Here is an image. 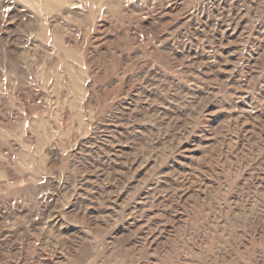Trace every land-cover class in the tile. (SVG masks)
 I'll use <instances>...</instances> for the list:
<instances>
[{
    "label": "rangeland",
    "instance_id": "1",
    "mask_svg": "<svg viewBox=\"0 0 264 264\" xmlns=\"http://www.w3.org/2000/svg\"><path fill=\"white\" fill-rule=\"evenodd\" d=\"M84 2L0 0V264H264V0Z\"/></svg>",
    "mask_w": 264,
    "mask_h": 264
},
{
    "label": "bare ground",
    "instance_id": "2",
    "mask_svg": "<svg viewBox=\"0 0 264 264\" xmlns=\"http://www.w3.org/2000/svg\"><path fill=\"white\" fill-rule=\"evenodd\" d=\"M21 1L26 2L25 4H27L30 8L32 7L35 10L34 12H36L38 14L41 13V14H46V15L47 14H53L54 12L59 11L61 8L63 9V8H65L68 5L69 6H72V5L75 4V0H21ZM84 1L86 3H91V5H96V6H98V5H104V0H84ZM23 16H26V14L20 15L19 17H23ZM48 17H47V19H48ZM40 32H41L40 35H42V36L45 35L44 31H40ZM54 39H55V41H54L55 44L58 45V46H60L61 45V42L59 41L60 38H55L54 37Z\"/></svg>",
    "mask_w": 264,
    "mask_h": 264
}]
</instances>
